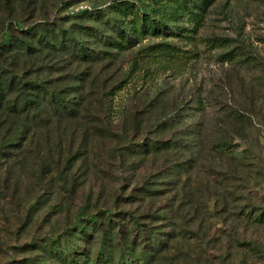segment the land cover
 <instances>
[{
	"label": "rangeland",
	"instance_id": "1",
	"mask_svg": "<svg viewBox=\"0 0 264 264\" xmlns=\"http://www.w3.org/2000/svg\"><path fill=\"white\" fill-rule=\"evenodd\" d=\"M115 1L10 0L0 24L67 28ZM189 36L170 54L138 53L163 41L147 38L110 63L56 62L50 77L82 79V109L43 115L0 159V264H51L48 238L105 211L164 242L151 264H264V0H212ZM153 140L166 148L137 151Z\"/></svg>",
	"mask_w": 264,
	"mask_h": 264
},
{
	"label": "trees",
	"instance_id": "2",
	"mask_svg": "<svg viewBox=\"0 0 264 264\" xmlns=\"http://www.w3.org/2000/svg\"><path fill=\"white\" fill-rule=\"evenodd\" d=\"M211 1L118 0L106 8L79 11L72 16L77 22L67 28L44 20L24 26L4 17L0 24V132L6 133L0 135V159L20 147L30 124L43 121V115L74 119L82 109V79L69 83L61 75L49 76L55 67L58 69L57 61L68 58L83 63H110L118 53L135 48L147 38L163 41L139 49L138 53L170 54L177 48L166 41L191 38L189 34L202 26ZM0 2L9 7L10 0ZM167 123L168 120L156 126V131L168 128ZM165 144L153 140L142 143L137 151L144 155L160 152ZM216 148L223 152L227 144L220 142ZM113 217L110 211L76 216L58 239H47L51 264H151L164 242L147 228L142 229L137 216L128 214L117 228ZM254 222L264 223V212ZM134 229L139 232L134 234ZM141 244L145 246L136 252ZM89 245L97 247L93 258ZM25 263L34 264L31 259Z\"/></svg>",
	"mask_w": 264,
	"mask_h": 264
}]
</instances>
